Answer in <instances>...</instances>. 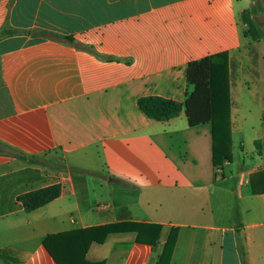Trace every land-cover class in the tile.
Listing matches in <instances>:
<instances>
[{"label":"crops","instance_id":"obj_1","mask_svg":"<svg viewBox=\"0 0 264 264\" xmlns=\"http://www.w3.org/2000/svg\"><path fill=\"white\" fill-rule=\"evenodd\" d=\"M253 10L252 0H0V264H57L47 235L128 221L160 224L156 243L113 232L85 259L156 264L177 227L169 264H264V193L250 187L264 168V12ZM220 52L232 161L214 167L209 122L189 126L183 106L157 121L137 100L183 103L188 63ZM52 183L57 198L23 210L19 194Z\"/></svg>","mask_w":264,"mask_h":264},{"label":"trees","instance_id":"obj_2","mask_svg":"<svg viewBox=\"0 0 264 264\" xmlns=\"http://www.w3.org/2000/svg\"><path fill=\"white\" fill-rule=\"evenodd\" d=\"M253 6L259 4V12L263 13L262 0H252ZM264 38V23L259 25ZM6 34L4 30L0 34ZM227 74V53L220 52L206 56L199 60L190 61L186 70L187 84L193 88L185 93L183 103L164 99L161 97H140L137 103L141 110L151 119L165 121L178 115L184 107L185 116L189 126L209 122L211 125V162L214 167L232 161L230 109ZM260 152V143L255 142ZM19 158L26 156L21 152L12 150ZM250 187L253 194L264 193V168L251 175ZM61 184L52 183L21 193L17 196L26 212L39 208L61 194ZM160 224L141 222H117L93 228L78 229L47 235L43 239V246L57 264H103L89 262L85 259V252L91 242L101 243L109 233L135 232L136 240L141 243L154 245L158 239ZM238 231V229H237ZM178 228L171 227L162 247L156 264H169L175 244ZM241 259L243 252L240 249Z\"/></svg>","mask_w":264,"mask_h":264},{"label":"rangeland","instance_id":"obj_3","mask_svg":"<svg viewBox=\"0 0 264 264\" xmlns=\"http://www.w3.org/2000/svg\"><path fill=\"white\" fill-rule=\"evenodd\" d=\"M51 157H53V156L50 155V156L47 158V161H46L47 164H49V165H53V166H56V165L61 166L60 163L54 161L55 156L53 157V159H51ZM41 160H42V159H41ZM39 161H40V160H38V162H39ZM40 162H43V160L40 161ZM5 252H6V255H7V256H12V255H14V253L11 252V251L8 250V249H6ZM13 257H15V255H14ZM12 261H15V260L12 259Z\"/></svg>","mask_w":264,"mask_h":264},{"label":"water","instance_id":"obj_4","mask_svg":"<svg viewBox=\"0 0 264 264\" xmlns=\"http://www.w3.org/2000/svg\"><path fill=\"white\" fill-rule=\"evenodd\" d=\"M256 19H257L258 23H262L264 21V14H261V15L257 16Z\"/></svg>","mask_w":264,"mask_h":264}]
</instances>
